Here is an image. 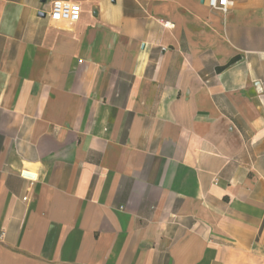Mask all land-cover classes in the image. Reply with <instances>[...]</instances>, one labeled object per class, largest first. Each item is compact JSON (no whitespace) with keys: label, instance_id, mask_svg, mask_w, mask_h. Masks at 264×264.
<instances>
[{"label":"crops","instance_id":"0c3cea01","mask_svg":"<svg viewBox=\"0 0 264 264\" xmlns=\"http://www.w3.org/2000/svg\"><path fill=\"white\" fill-rule=\"evenodd\" d=\"M231 1L0 0V264H264V0Z\"/></svg>","mask_w":264,"mask_h":264},{"label":"built area","instance_id":"2783aa9c","mask_svg":"<svg viewBox=\"0 0 264 264\" xmlns=\"http://www.w3.org/2000/svg\"><path fill=\"white\" fill-rule=\"evenodd\" d=\"M208 6L213 11L227 13L231 0H207ZM82 8L80 4L56 1L52 4L50 19L56 23L76 24L80 21Z\"/></svg>","mask_w":264,"mask_h":264}]
</instances>
